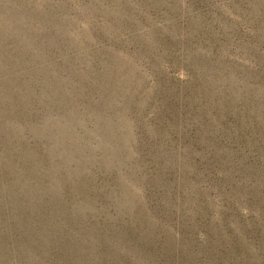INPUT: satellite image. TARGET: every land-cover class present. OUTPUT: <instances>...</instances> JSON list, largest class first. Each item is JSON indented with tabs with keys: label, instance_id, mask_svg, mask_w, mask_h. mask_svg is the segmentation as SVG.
Returning <instances> with one entry per match:
<instances>
[{
	"label": "rangeland",
	"instance_id": "374dc122",
	"mask_svg": "<svg viewBox=\"0 0 264 264\" xmlns=\"http://www.w3.org/2000/svg\"><path fill=\"white\" fill-rule=\"evenodd\" d=\"M0 264H264V0H0Z\"/></svg>",
	"mask_w": 264,
	"mask_h": 264
}]
</instances>
